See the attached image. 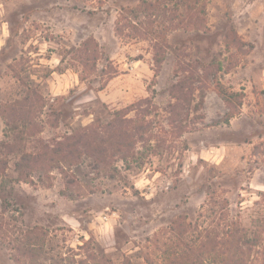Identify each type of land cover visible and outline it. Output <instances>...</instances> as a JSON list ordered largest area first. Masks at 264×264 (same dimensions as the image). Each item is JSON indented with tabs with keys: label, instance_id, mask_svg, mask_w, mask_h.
I'll list each match as a JSON object with an SVG mask.
<instances>
[{
	"label": "rangeland",
	"instance_id": "obj_1",
	"mask_svg": "<svg viewBox=\"0 0 264 264\" xmlns=\"http://www.w3.org/2000/svg\"><path fill=\"white\" fill-rule=\"evenodd\" d=\"M88 38L97 59L83 67ZM180 80L190 101L172 96ZM218 85L242 92L227 123ZM30 90L42 96L38 128L20 139L3 109ZM120 109L149 124L126 161L107 142L19 179L22 152L87 128L108 134ZM3 142L21 149L7 156ZM4 158L0 264H147L179 217L188 238L250 228L264 215V0H0Z\"/></svg>",
	"mask_w": 264,
	"mask_h": 264
},
{
	"label": "trees",
	"instance_id": "obj_2",
	"mask_svg": "<svg viewBox=\"0 0 264 264\" xmlns=\"http://www.w3.org/2000/svg\"><path fill=\"white\" fill-rule=\"evenodd\" d=\"M93 41V38H88L77 49V57L83 67L91 66L97 59ZM225 45L229 47L230 43L226 40ZM161 61V56H155L157 66ZM186 87L183 80L174 83L171 89L172 96L177 100L184 97L190 101L191 85L186 92L188 94L184 93ZM216 93L227 107V112L220 121L227 123L240 109L242 92L227 90L222 85H218ZM41 99L42 96L37 91L30 90L25 92L21 99L15 100L8 105V108L3 109L5 119L16 120L20 124L21 130L17 133L20 139L23 138L25 129L29 135H32L36 131L34 128H38L37 123L34 122V115L38 108L42 107ZM144 101L147 104L151 103L147 98ZM174 105L177 106L176 103ZM132 106L134 105L131 104ZM124 112L125 110L122 109L114 112L113 121L110 123H114V120H119V123L108 134H100L87 128L89 133L86 131L65 135L52 147L45 145L42 150L36 152H22L17 161L19 179L24 177L25 173L23 174L22 171H33L38 167L52 168L59 166L60 163L74 164L83 154L92 155L98 144V152L101 153L103 151L101 147L107 142H112L115 145L114 152H122L121 158L126 161L127 156L134 149L135 137L142 138L147 129L145 127L149 124L146 120L139 122L136 118L124 117ZM149 114L150 111H146V115ZM3 147L7 156L21 149V146L13 142H3ZM6 163L7 159L0 160V171H3ZM190 230L189 222L180 217L174 220L169 226L170 236L166 247L160 250L159 260H153L150 255H146L145 262L147 264H264V215L253 219L250 228L232 221L217 230L206 227L199 229L193 238H188L186 235ZM79 264H87V260H80ZM95 264H105V262ZM123 264L131 263L127 260Z\"/></svg>",
	"mask_w": 264,
	"mask_h": 264
}]
</instances>
